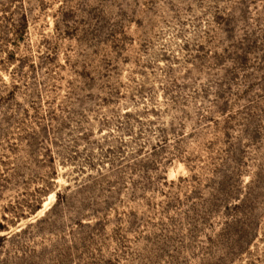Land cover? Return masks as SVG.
<instances>
[{
  "label": "rangeland",
  "instance_id": "1",
  "mask_svg": "<svg viewBox=\"0 0 264 264\" xmlns=\"http://www.w3.org/2000/svg\"><path fill=\"white\" fill-rule=\"evenodd\" d=\"M0 264H264V0H0Z\"/></svg>",
  "mask_w": 264,
  "mask_h": 264
}]
</instances>
